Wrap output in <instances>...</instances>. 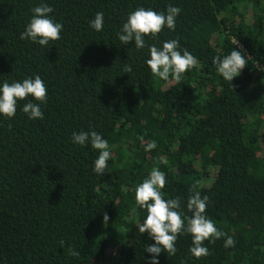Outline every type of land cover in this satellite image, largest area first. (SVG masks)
Here are the masks:
<instances>
[{"label": "trees", "instance_id": "obj_1", "mask_svg": "<svg viewBox=\"0 0 264 264\" xmlns=\"http://www.w3.org/2000/svg\"><path fill=\"white\" fill-rule=\"evenodd\" d=\"M42 3L63 25L47 46L20 39ZM170 4L181 10L174 30L145 36L144 48L121 44L131 12L166 13ZM97 12L100 31L90 26ZM172 39L198 61L179 82L146 64L149 46ZM233 49L250 59L229 82L213 59ZM36 75L46 103L29 96L15 116L0 115V264H150L145 248L155 241L139 232L147 213L134 195L153 167L165 173L164 198L180 199L182 218L192 215L198 182L205 215L235 242L205 241L209 255L196 258L182 232L176 254L161 251L159 264H264V0H0V86ZM28 102L43 119L22 111ZM80 131L109 142L101 176L98 151L72 140Z\"/></svg>", "mask_w": 264, "mask_h": 264}, {"label": "clouds", "instance_id": "obj_2", "mask_svg": "<svg viewBox=\"0 0 264 264\" xmlns=\"http://www.w3.org/2000/svg\"><path fill=\"white\" fill-rule=\"evenodd\" d=\"M31 11L33 15L25 30L20 33V39H29L42 46H47L49 41L59 40L63 25L50 18L49 13L53 9L42 3L33 7ZM180 11L179 7L171 4L168 5L166 13L140 7L128 15L126 22L122 24V28L117 34L118 39L121 44L134 41V46L137 49L144 48L145 36H157L165 26L168 29H175L176 17ZM103 22V12H97L94 19L90 21V26L96 31H100L103 28ZM178 48L179 41L176 39L163 42L162 47L159 48L155 45L149 46L150 58L146 60V64L153 76L164 81H168L171 77L172 80L179 82L184 73L197 65L196 57L187 50L181 54ZM247 59L250 57H245L241 51L233 49L229 55L223 58L215 57L213 64L217 66V72L225 80L232 82L233 78L238 76L247 65ZM131 71L132 68L126 65L124 73ZM29 96L41 104L46 103L47 88L39 75H36L35 78H26L22 82H3L0 86V115L9 118L15 116L17 102L25 100ZM22 111L28 114L30 119H43L41 107L37 103H25ZM140 139L143 142V137ZM72 140L79 145L90 144L93 149L98 151L93 170L98 175H103L111 156L109 142L96 131L74 132ZM156 146L155 141L149 142L145 150L150 151ZM165 185V173L159 168L153 167L147 178L135 188V204L145 209L147 213L146 218L138 225L139 232H147L155 241L154 244L147 245L145 248L146 252L152 254L150 264H159L158 256L161 251L174 256L177 252L175 242L182 232L191 234L190 252L196 258L209 255V249L204 246L205 241L214 243L216 240L226 237L225 247L234 246V239L227 233L218 230L214 222L205 215L208 197L206 195L201 197V193L197 190L198 182L193 184L190 189L193 194L187 200V210L192 215L186 218H182L179 198H164L161 189ZM132 211L135 213L136 208L134 207ZM108 219L109 217L105 213L104 222L106 223ZM63 244L64 242L61 241L62 246ZM68 255L78 257L80 253L69 247Z\"/></svg>", "mask_w": 264, "mask_h": 264}]
</instances>
